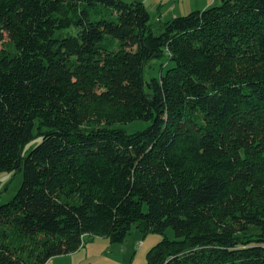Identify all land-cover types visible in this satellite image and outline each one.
I'll return each mask as SVG.
<instances>
[{
  "label": "trees",
  "instance_id": "trees-1",
  "mask_svg": "<svg viewBox=\"0 0 264 264\" xmlns=\"http://www.w3.org/2000/svg\"><path fill=\"white\" fill-rule=\"evenodd\" d=\"M16 172L0 264L134 230L162 236L146 264H264V0L166 22L140 1L0 0V174Z\"/></svg>",
  "mask_w": 264,
  "mask_h": 264
},
{
  "label": "rangeland",
  "instance_id": "rangeland-1",
  "mask_svg": "<svg viewBox=\"0 0 264 264\" xmlns=\"http://www.w3.org/2000/svg\"><path fill=\"white\" fill-rule=\"evenodd\" d=\"M172 1L173 2L168 5V10H165L164 12L166 15L164 16L165 22L176 17L180 13L179 9L173 12L170 11L169 8L172 5L179 8L181 1ZM203 1L204 0H202V2ZM221 1L222 0H220L217 4L219 5ZM147 3L148 7H150L149 5H151V0H148ZM169 11L171 12V15L176 13V16L171 17L168 20ZM193 11L196 10L193 8L191 10L187 9L183 14H180V16L187 15ZM4 38V42L7 43L9 41V37L6 33L4 34ZM172 66L173 63L168 57L154 61L146 70V81L150 82L152 78L160 79L161 75L165 74V72ZM145 127H147V125L144 122L136 121L125 126V129L129 133H134L136 131L143 130ZM39 141L40 140L33 142L30 146L34 147ZM23 180L24 172L0 174V205L10 202L15 197L23 183ZM166 234L170 239H174L175 237L172 229H168ZM140 235L141 233L139 231L134 230L122 245H112L108 239L104 238H96L93 241L88 240L86 244L88 252L82 251L81 253L76 254V257H74L76 264H146L147 253L161 241L162 236L151 233L146 237L141 235L142 237H140V240H136V237H133H139ZM131 236L133 239L130 240V238H132Z\"/></svg>",
  "mask_w": 264,
  "mask_h": 264
},
{
  "label": "crops",
  "instance_id": "crops-1",
  "mask_svg": "<svg viewBox=\"0 0 264 264\" xmlns=\"http://www.w3.org/2000/svg\"><path fill=\"white\" fill-rule=\"evenodd\" d=\"M129 1H140V2H143L146 5V7H148V5H147L148 0H129ZM180 1L181 2H180L179 8L175 7L174 5L170 6V8H169L170 11H173V12H175V10L179 9L180 13L177 16H180V14H183L185 12V10H187V9H189V10H191L192 8L195 10L207 9L209 7L216 5L220 0H204L203 2H202V0H189V2H188V0H180ZM171 2H173V1L172 0H154V1L151 0V3H150L151 5H149L150 7H148V10H149L151 16L153 17L154 21H157L159 19H161L162 21L165 20L164 16H166V15L164 14V12H165V10H168V5L171 4ZM170 11L168 13V20L171 17L176 16L175 15L176 13L171 15ZM133 237H136V240H140V237H142V236L140 235L139 237H137V236H133ZM133 237L130 238V240L133 239ZM130 240H128V241H130ZM82 251L88 252L87 247L85 246L82 249H80L78 252L70 254V255L56 257V258L52 259L49 262V264H76L74 257H76V254L81 253ZM86 259H87V255H86Z\"/></svg>",
  "mask_w": 264,
  "mask_h": 264
},
{
  "label": "built area",
  "instance_id": "built-area-1",
  "mask_svg": "<svg viewBox=\"0 0 264 264\" xmlns=\"http://www.w3.org/2000/svg\"><path fill=\"white\" fill-rule=\"evenodd\" d=\"M49 264V263H48Z\"/></svg>",
  "mask_w": 264,
  "mask_h": 264
}]
</instances>
